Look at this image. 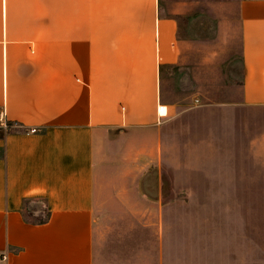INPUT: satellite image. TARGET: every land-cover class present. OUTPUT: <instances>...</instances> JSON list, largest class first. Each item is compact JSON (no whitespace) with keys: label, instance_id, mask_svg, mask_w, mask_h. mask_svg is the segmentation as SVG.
Returning <instances> with one entry per match:
<instances>
[{"label":"crops","instance_id":"1","mask_svg":"<svg viewBox=\"0 0 264 264\" xmlns=\"http://www.w3.org/2000/svg\"><path fill=\"white\" fill-rule=\"evenodd\" d=\"M237 11L239 88L209 101L177 78L175 19L152 0H0V264H93L107 170L150 168L168 189L251 169L221 158L248 153L264 106V0Z\"/></svg>","mask_w":264,"mask_h":264},{"label":"rangeland","instance_id":"2","mask_svg":"<svg viewBox=\"0 0 264 264\" xmlns=\"http://www.w3.org/2000/svg\"><path fill=\"white\" fill-rule=\"evenodd\" d=\"M239 1L152 0L175 19L185 59L175 66L177 78L209 101L233 98L228 90L239 88ZM148 14L144 10L145 34ZM249 120L236 149L248 153L221 159L251 169L225 171L231 176L224 182L167 189L150 168L138 171V178L131 176L135 172H104L94 207L93 264H264V106Z\"/></svg>","mask_w":264,"mask_h":264},{"label":"built area","instance_id":"3","mask_svg":"<svg viewBox=\"0 0 264 264\" xmlns=\"http://www.w3.org/2000/svg\"><path fill=\"white\" fill-rule=\"evenodd\" d=\"M164 109V112L162 111ZM166 113V108L164 105H158L157 106V114L158 115H163ZM19 125L17 122H2L1 123V127L4 128V129H7L8 127H11V126H17ZM37 129L36 128H30V131L31 132H34L36 131ZM6 259V255H1L0 257V260H5Z\"/></svg>","mask_w":264,"mask_h":264},{"label":"trees","instance_id":"4","mask_svg":"<svg viewBox=\"0 0 264 264\" xmlns=\"http://www.w3.org/2000/svg\"><path fill=\"white\" fill-rule=\"evenodd\" d=\"M42 220H44V217L39 219V221H42Z\"/></svg>","mask_w":264,"mask_h":264}]
</instances>
